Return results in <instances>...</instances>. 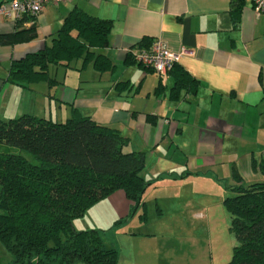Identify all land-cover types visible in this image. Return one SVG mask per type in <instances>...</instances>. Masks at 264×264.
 Here are the masks:
<instances>
[{
    "label": "crops",
    "instance_id": "obj_1",
    "mask_svg": "<svg viewBox=\"0 0 264 264\" xmlns=\"http://www.w3.org/2000/svg\"><path fill=\"white\" fill-rule=\"evenodd\" d=\"M233 1L49 3L35 17L36 38L8 44L0 37V118L47 117L46 94H50L61 99L55 102L58 109L64 107L61 103L68 105L67 117L79 108L96 121L119 128L130 138V149L146 152L144 174L152 185L159 183L158 178L185 184L199 176L231 177L234 183V168L245 183L264 181V173L253 165L264 160V13L257 14L253 0H243L236 22ZM75 7L112 21L110 44L98 51L111 59L113 67L100 72L93 61L80 58L73 68L60 65L62 76L60 66L54 72L50 69L62 81L55 87L12 82L14 60L52 46ZM26 17L21 27L20 21L0 19V36L29 29L33 17ZM144 38L163 41L198 82L172 98L171 73L162 78L153 68L127 59ZM71 70L78 73L68 75Z\"/></svg>",
    "mask_w": 264,
    "mask_h": 264
},
{
    "label": "trees",
    "instance_id": "obj_2",
    "mask_svg": "<svg viewBox=\"0 0 264 264\" xmlns=\"http://www.w3.org/2000/svg\"><path fill=\"white\" fill-rule=\"evenodd\" d=\"M242 3L233 1L236 22ZM32 19L29 29L2 34V41L16 44L36 38ZM111 28L110 19L75 7L53 45L14 60L9 79L25 87L47 81L52 88L62 81L51 75V66L73 68L80 58L106 72L114 64L98 49L110 44ZM153 42L144 38L128 52V61ZM171 74L172 98L198 82L178 63ZM129 145L130 138L119 128L76 107L65 120L34 114L0 118V240L15 264H119V249L104 239L101 229H78L76 221L120 190L137 205L143 201L152 185L144 174L146 152ZM253 165L264 173V160ZM233 179V195L226 203L238 242L228 264H264V181L245 183L236 168Z\"/></svg>",
    "mask_w": 264,
    "mask_h": 264
},
{
    "label": "rangeland",
    "instance_id": "obj_3",
    "mask_svg": "<svg viewBox=\"0 0 264 264\" xmlns=\"http://www.w3.org/2000/svg\"><path fill=\"white\" fill-rule=\"evenodd\" d=\"M74 73L77 70L68 75ZM63 74L60 66L59 76ZM36 85L46 89L49 84ZM46 100L47 117H67V104L61 103L60 109L55 106L61 99L46 94ZM199 177L185 184L158 178L139 205L124 190L117 191L89 209L76 226L101 229L104 239L119 249V264H228L238 242L226 203V197L233 195L229 190L233 180ZM0 264H15L1 240Z\"/></svg>",
    "mask_w": 264,
    "mask_h": 264
},
{
    "label": "built area",
    "instance_id": "obj_4",
    "mask_svg": "<svg viewBox=\"0 0 264 264\" xmlns=\"http://www.w3.org/2000/svg\"><path fill=\"white\" fill-rule=\"evenodd\" d=\"M63 0H10L0 4V19H13L17 22L26 16L40 15L49 3ZM258 15L264 13V0H253ZM136 60L156 70L162 78L167 77L178 63L180 56L163 41L156 40L150 48L135 51Z\"/></svg>",
    "mask_w": 264,
    "mask_h": 264
}]
</instances>
